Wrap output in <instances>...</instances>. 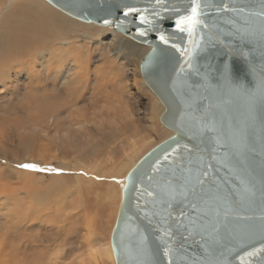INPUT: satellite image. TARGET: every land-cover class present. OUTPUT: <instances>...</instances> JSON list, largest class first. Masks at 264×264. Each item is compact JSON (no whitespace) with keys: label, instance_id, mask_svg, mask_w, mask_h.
<instances>
[{"label":"water","instance_id":"95a60500","mask_svg":"<svg viewBox=\"0 0 264 264\" xmlns=\"http://www.w3.org/2000/svg\"><path fill=\"white\" fill-rule=\"evenodd\" d=\"M46 1L150 47L173 132L126 177L117 264H264V0H200L191 31L192 0Z\"/></svg>","mask_w":264,"mask_h":264},{"label":"rangeland","instance_id":"374dc122","mask_svg":"<svg viewBox=\"0 0 264 264\" xmlns=\"http://www.w3.org/2000/svg\"><path fill=\"white\" fill-rule=\"evenodd\" d=\"M39 1L36 10L48 18L44 19L46 31L41 33L43 42L35 48L32 76L24 69L21 78L13 75L0 82V174L6 191L17 189L18 179L24 176L16 170H24L23 174L33 177L32 182L58 189V193L50 189L41 196L36 210L27 212L28 204L22 202L25 189L20 184L19 194L13 198L20 200V212L0 203V264H114L101 258L100 251L110 246L123 178L146 152L173 134L160 121L161 113L154 117L153 101L163 110L164 106L140 72L139 61L149 46L111 26H101L104 32L99 33L90 22ZM31 4L29 0L0 4V33L6 29L15 33L17 27L9 28L15 20L10 19L18 8ZM118 37L130 40L136 49L123 48L118 53ZM117 57L126 62L127 88L122 92L117 83L105 92V88L101 90L105 80H114L106 78L101 84L104 63ZM79 65L90 67L91 82L77 98L70 91L80 89L74 81L80 77L76 73ZM97 76L99 82L95 83ZM46 102L52 103L50 111L44 110ZM25 164L37 168L22 167ZM8 183L14 189L9 190Z\"/></svg>","mask_w":264,"mask_h":264},{"label":"bare ground","instance_id":"6f19581e","mask_svg":"<svg viewBox=\"0 0 264 264\" xmlns=\"http://www.w3.org/2000/svg\"><path fill=\"white\" fill-rule=\"evenodd\" d=\"M8 1H13V0H0V4H5L6 2ZM22 1V0H21ZM31 1V6H23V9L20 10L19 8L16 10V13L19 14L18 16L15 15V17L13 19H10V21L12 20H15V23L13 24L12 22H10L9 24V28L10 26L12 25L13 27H17V31L15 33H12L9 32L11 29H6L5 33H3V30L1 31L0 33V82H6L10 77H12L13 75L15 76H19V74H21V71L22 70H26V73L29 75V77L32 76V72H33V68L36 66L34 65L33 63L36 62L35 59H36V54H35V48H36V45L38 43H41L43 42V39H42V35L41 33L44 32L45 28L43 26L44 25V19L46 17V14L45 13H40L38 10H36L38 8V5L41 6L38 2H40L39 0H29ZM46 1V0H45ZM48 2V1H47ZM16 3V2H15ZM49 3V2H48ZM50 4V3H49ZM21 5V3H20ZM52 5V4H51ZM17 6V4L15 5ZM14 5H13V12L15 13V10L14 8H16ZM53 6V5H52ZM55 7V6H53ZM57 8V7H55ZM45 9V8H44ZM58 9V8H57ZM12 10L7 14H11ZM59 10V9H58ZM61 11V10H60ZM12 12V13H13ZM63 12V11H62ZM22 13V14H21ZM26 13V15L24 14ZM68 15V14H67ZM70 16V15H69ZM72 17V16H71ZM48 18V17H46ZM5 19V18H4ZM48 21V20H46ZM90 24H93L94 26H92L93 29H95L97 32L99 33H103L104 32V29L101 27V25H97L96 23H93V22H90ZM8 25V24H7ZM98 26V27H96ZM8 27V26H7ZM12 27V29H13ZM105 27H108V26H105ZM25 29V31H19L21 29ZM49 28V27H48ZM112 29L114 31H116L113 27ZM46 31V30H45ZM118 32V31H117ZM123 34V33H122ZM124 35V34H123ZM127 36V35H125ZM129 37V36H128ZM119 38V42H120V47L118 48L117 52H122L123 51V48H128L130 50H133V49H136V45H134L130 40L128 39H123L122 37V40L120 37ZM132 39V38H131ZM50 40V39H49ZM133 41H135L134 39H132ZM50 42V41H49ZM137 42V41H135ZM48 43V42H46ZM139 43V42H138ZM142 44V43H140ZM149 50H150V47H149ZM116 58V57H114ZM143 58V57H142ZM79 59H82L84 60V58H79ZM78 59V60H79ZM37 60V59H36ZM76 60V59H75ZM142 59H140L139 62H141ZM52 61V60H51ZM50 62V60H49ZM48 62V63H49ZM56 62V61H55ZM54 62V63H55ZM106 65L104 69H102V77L100 78L101 80V84L102 82L106 79V78H113L114 82H110L109 80H105L104 84L101 86V90L105 88V92H107L108 90L106 88L108 87H112V86H115L117 83V86L119 88L120 91L124 92V89L127 88V82H126V79L128 78L127 76V66H126V62H120L118 57L117 59L113 60V59H110V60H107L105 61ZM53 64V63H52ZM34 65V67H33ZM51 65V63H50ZM49 65V66H50ZM48 66V65H46ZM56 66V65H55ZM53 67H54V64H53ZM49 68V67H48ZM51 69V67H50ZM77 74L80 76V77H77L75 78V83L77 82L79 85H80V89H74V93L72 91L71 94L72 96L74 97H77L79 96V94L82 95V93L85 92V89L88 87V83L90 84V67L87 66V65H79L77 66ZM36 70V69H35ZM98 71H101V68H98ZM141 72V71H140ZM23 73V71H22ZM36 73V71H35ZM38 73V71H37ZM49 73V72H48ZM34 74V73H33ZM96 74V73H95ZM22 75V74H21ZM48 75V74H46ZM142 75V74H141ZM20 77V76H19ZM37 77V76H36ZM17 78V77H16ZM21 78V77H20ZM34 78V77H33ZM143 78V77H142ZM43 79V77H42ZM19 80V79H18ZM25 80V79H24ZM27 80V79H26ZM17 81V80H16ZM35 81V80H34ZM37 81V80H36ZM50 81V80H49ZM90 81V82H89ZM144 81V79H143ZM27 82V81H26ZM95 83H98L99 82V76H97V79L94 81ZM124 82V85L119 87L121 84H123ZM17 83V82H16ZM29 83V82H28ZM76 83V84H77ZM94 83V84H95ZM145 83V81H144ZM33 84V83H32ZM31 84V85H32ZM41 84V83H40ZM100 84V85H101ZM146 84V83H145ZM22 85H24L22 83ZM147 85V84H146ZM26 86V84L24 85ZM145 86V85H144ZM37 87V86H36ZM148 87V85H147ZM25 88V87H24ZM34 88V87H33ZM44 88V87H43ZM149 88V87H148ZM150 89V88H149ZM25 90V89H24ZM27 90V89H26ZM30 90V89H29ZM44 90V89H43ZM23 91V90H22ZM126 91V90H125ZM32 93V92H31ZM33 93H34V89H33ZM50 93V92H48ZM54 94V92H52ZM154 93V92H153ZM25 94H28V90L26 91ZM35 94V93H34ZM56 94V92H55ZM54 94V95H55ZM99 94L102 96L103 92H101L99 90ZM155 94V93H154ZM53 95V96H54ZM78 95V96H77ZM156 95V94H155ZM109 95H107L108 97ZM113 96V95H112ZM29 97V96H28ZM31 97L34 98V95L31 94ZM114 97V96H113ZM157 97V96H156ZM43 98V97H42ZM47 98H50V95H47ZM158 98V97H157ZM159 99V98H158ZM161 102V101H160ZM43 104V103H42ZM153 104H154V117L157 118L158 115H160V113L162 114V112L164 111L162 109V106H160L158 104V102H156L155 100L153 101ZM163 105V104H162ZM35 106V105H34ZM37 107V106H36ZM52 107V103L51 102H46L44 104V110H49L50 108ZM52 109V108H51ZM41 110V109H40ZM44 111V113L46 114V112ZM50 111V110H49ZM48 111V112H49ZM161 118V116H160ZM161 121V119H160ZM140 160V159H139ZM138 160V161H139ZM137 161V162H138ZM136 162V163H137ZM135 163V164H136ZM134 164V165H135ZM131 170V169H130ZM23 172H25L24 170H22ZM22 171H19V170H16V172H19L21 173L24 177L23 179L22 178H19L18 179V182L16 185L17 186V189L15 187V189L12 187V183H8L7 185V188L10 190H12V188L14 189L13 192L11 191H6V186L5 184H3L1 182V174H0V203H3L1 204V206H5L6 208H12L14 207V209L16 208V210L18 212H20L19 210H21L20 208V200L16 201L15 199H13L16 195H18L19 193V188H20V184H23V188L25 189V195L22 196L24 197L22 199V202L23 204H28V207H27V212H31L32 210H36V205H37V202L39 201V199L41 198V196L46 193V192H49L51 191L50 187L48 186H40L39 182L36 181V182H32L31 180L33 179V177L31 176L28 177L26 174H23ZM129 173V172H128ZM127 173V175H128ZM36 174V172H34V175ZM33 175V176H34ZM127 175L124 176L123 178V186H122V191H123V187L126 183V177ZM38 182V184H37ZM15 185V183H13ZM55 188V187H54ZM53 190V189H52ZM56 194L58 193V189L56 190H53ZM122 191H121V194H122ZM21 192V191H20ZM22 194V193H21ZM109 195V194H108ZM3 197V199H2ZM123 197V195H122ZM16 198H19L20 199V196L16 197ZM121 201H122V198H121ZM9 202V203H8ZM13 202V203H12ZM20 202V204H18ZM41 203V202H40ZM22 204V206H23ZM25 206V205H24ZM15 211V210H14ZM13 211V213H14ZM26 211L25 212V215H26ZM49 213V212H48ZM31 214V213H30ZM15 215H17L15 213ZM31 217V215H30ZM26 218V217H25ZM42 219V218H41ZM71 219V218H70ZM18 220V219H17ZM25 220V219H24ZM116 223V222H115ZM113 232V231H112ZM111 237H112V234H111ZM110 237V238H111ZM100 255H101V258H108V259H111L114 264H117L116 262V258H115V255H114V251H113V246H112V240H110V246L109 248L108 247H105L103 250L100 251Z\"/></svg>","mask_w":264,"mask_h":264},{"label":"snow or ice","instance_id":"6c2138e0","mask_svg":"<svg viewBox=\"0 0 264 264\" xmlns=\"http://www.w3.org/2000/svg\"><path fill=\"white\" fill-rule=\"evenodd\" d=\"M129 11H135L134 9H129ZM201 15V3L200 0H192V6L190 10V15L181 17L176 22L177 28H181L182 25H188V30L191 31V28L195 26L196 24L200 23L201 21L198 20V17ZM163 39V37H161ZM22 167L30 168V169H36L37 165L35 164H25L22 165ZM45 170V169H40ZM249 255H252V253H249Z\"/></svg>","mask_w":264,"mask_h":264}]
</instances>
